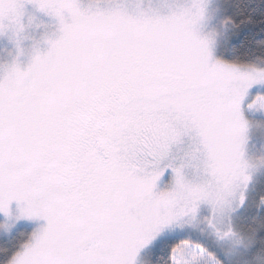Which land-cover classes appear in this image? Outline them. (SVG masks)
Returning <instances> with one entry per match:
<instances>
[{"label":"snow or ice","instance_id":"obj_1","mask_svg":"<svg viewBox=\"0 0 264 264\" xmlns=\"http://www.w3.org/2000/svg\"><path fill=\"white\" fill-rule=\"evenodd\" d=\"M26 3L58 35L0 76V264H264V0H0V31Z\"/></svg>","mask_w":264,"mask_h":264},{"label":"rangeland","instance_id":"obj_2","mask_svg":"<svg viewBox=\"0 0 264 264\" xmlns=\"http://www.w3.org/2000/svg\"><path fill=\"white\" fill-rule=\"evenodd\" d=\"M87 5L88 0H80L82 9ZM3 23L6 27L0 31V76L4 74L3 67L14 61L21 69L25 68L30 63L35 50H39L41 53L47 50L48 45L44 42V38L46 36L55 38L58 35L56 19L40 12L32 4L26 3L24 6V15L21 18L23 30L19 34L15 33L13 27L8 26L7 20ZM17 40L19 46H17ZM248 151L252 157L264 156V123L253 122ZM216 243L225 251L231 248L227 241H217ZM142 264H148L147 255L143 258Z\"/></svg>","mask_w":264,"mask_h":264},{"label":"trees","instance_id":"obj_3","mask_svg":"<svg viewBox=\"0 0 264 264\" xmlns=\"http://www.w3.org/2000/svg\"><path fill=\"white\" fill-rule=\"evenodd\" d=\"M232 2H235V0H232Z\"/></svg>","mask_w":264,"mask_h":264}]
</instances>
